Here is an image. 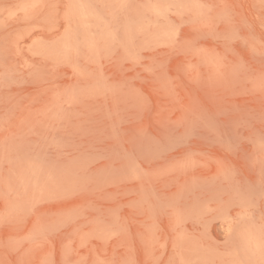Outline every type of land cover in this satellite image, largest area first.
I'll return each mask as SVG.
<instances>
[{"label":"rangeland","instance_id":"374dc122","mask_svg":"<svg viewBox=\"0 0 264 264\" xmlns=\"http://www.w3.org/2000/svg\"><path fill=\"white\" fill-rule=\"evenodd\" d=\"M0 264H264V0H0Z\"/></svg>","mask_w":264,"mask_h":264}]
</instances>
